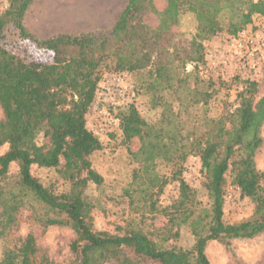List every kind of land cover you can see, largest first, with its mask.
Segmentation results:
<instances>
[{
  "label": "trees",
  "instance_id": "trees-1",
  "mask_svg": "<svg viewBox=\"0 0 264 264\" xmlns=\"http://www.w3.org/2000/svg\"><path fill=\"white\" fill-rule=\"evenodd\" d=\"M5 1L0 14V148L6 146L0 154V264H54L40 254L33 234L10 241L23 212L43 230L72 231L67 264H210L208 242L228 250L232 240L264 234V171L254 164L263 145L264 69L259 83L241 81L235 108L218 118L194 120L190 114L214 95V82L199 76L204 43L220 34L235 38L264 16V0H164L170 9L153 31L146 21L156 0H127L108 31L43 41L23 25L35 0ZM185 14L192 15L195 28L182 41L170 27ZM9 25L21 39L51 54V62H25L8 52L1 40ZM103 72L139 76V89L161 107L154 124L144 121L133 104L120 114L122 145L137 140L139 146L130 153L137 167L119 197L131 213L113 232L94 228L98 202L87 194L89 186L103 184L90 160L102 144L85 120ZM191 156L200 161L206 205L183 179ZM160 165L170 168L168 177L157 173ZM33 166L55 170L66 189L43 185L30 173ZM228 181L253 207L236 223L223 217ZM174 182L177 196L163 206L164 190ZM157 215L165 220L161 227L154 226ZM183 227L192 234L190 248L177 246Z\"/></svg>",
  "mask_w": 264,
  "mask_h": 264
},
{
  "label": "rangeland",
  "instance_id": "rangeland-1",
  "mask_svg": "<svg viewBox=\"0 0 264 264\" xmlns=\"http://www.w3.org/2000/svg\"><path fill=\"white\" fill-rule=\"evenodd\" d=\"M72 1L35 0L23 18L25 29L39 41L56 35H76L85 31L103 32L104 29L100 28L102 25L94 24V21L95 17L98 18L104 12L94 13L92 7H90L96 0H79L77 2L80 7L84 6L82 11H79V16L83 19L80 21L79 26L73 27L70 22L67 24L60 22L65 18L62 13H65L67 9V7L64 9L61 6ZM111 2L113 3L109 5L115 3L119 5L117 7L118 11L122 10L127 4V0H111ZM6 7V1L0 0V14ZM48 8L51 10L48 11ZM154 8V12L148 16L146 21L150 31L158 27L161 14L170 9L169 4L164 0H156ZM68 20H70V17H68ZM194 28V18L190 14H185L179 16L177 24L172 25L170 31L179 35L177 39L186 41L194 35ZM230 38L226 34H220L212 38L204 43L205 51L208 54L219 55ZM1 42L8 52L25 62H51V54L37 49L33 42L21 39L11 25L4 29ZM186 70L190 71L191 67L187 66ZM262 73L263 71L251 79H245V76L237 72L230 71L226 75H220L214 70H208L206 66L201 68L199 76L204 80H211L215 84L214 95L205 108L195 106L190 109L192 118L195 120L202 118L204 115L209 118H218L225 110L235 108L237 95L241 91V81L250 80L259 83ZM140 82V77L134 74L103 72L92 106L85 116L86 128L98 137L102 144V149L95 152L90 160L93 169L103 178V184L99 189L91 185L87 191V194L98 202V208L92 214L93 225L96 230L113 232L116 226L121 225L131 213L125 201L119 197L131 179L132 170L137 167V164L131 159L130 153L137 150L139 142L132 140L127 147L122 145L121 112L127 105L133 104L139 115L149 124L158 121L161 114V107L157 102L151 101L149 95H145L139 89ZM1 118L2 111L0 109ZM260 136L263 145L254 157V164L258 171H264V123L261 127ZM37 142L39 144L43 142L41 136L38 137ZM5 151L6 146L0 148V154ZM15 171L16 167L11 165L9 172L14 173ZM169 172L170 168L165 165H160L157 168V173L161 176L168 177ZM30 173L43 185L52 183L60 191L66 189V184L59 180L56 171L53 169H42L33 166ZM183 179L195 190L198 200L206 205L208 199L206 191L202 187L198 157L191 156L188 158L184 164ZM229 182L225 190L223 217L227 223H236L247 219L251 215L253 207L250 201L247 198H242L239 190ZM177 192V183L168 184L161 197V204L163 206L170 204L176 198ZM27 214V212L22 213L19 226L9 238L10 241L31 233L36 239V245L41 255L46 256L54 264H67L71 259L70 243L74 238L72 231L65 227H50L43 230L37 224L28 220ZM164 223L163 216L157 215L154 226L161 227ZM191 235L189 230L183 227L180 231L177 246L190 248L193 244ZM3 246L4 243L0 242V258ZM205 255L210 264H264V234L250 240H232L228 250L215 241L208 242L205 247Z\"/></svg>",
  "mask_w": 264,
  "mask_h": 264
},
{
  "label": "built area",
  "instance_id": "built-area-1",
  "mask_svg": "<svg viewBox=\"0 0 264 264\" xmlns=\"http://www.w3.org/2000/svg\"><path fill=\"white\" fill-rule=\"evenodd\" d=\"M205 66L220 75L237 72L251 79L264 69V16L256 17L235 38L226 42L219 55L205 51Z\"/></svg>",
  "mask_w": 264,
  "mask_h": 264
},
{
  "label": "crops",
  "instance_id": "crops-1",
  "mask_svg": "<svg viewBox=\"0 0 264 264\" xmlns=\"http://www.w3.org/2000/svg\"><path fill=\"white\" fill-rule=\"evenodd\" d=\"M79 0H73L71 3H65L61 6V8L66 9L65 13H62L65 18L63 20H61L60 22H62L63 24H67L70 22L71 26L75 27V26H79L80 21H82L83 19L81 18V16H79V11H82V8H84V6H81L77 3ZM94 4H92L90 7H92V11H94V13L102 11L104 12V14H102L101 16H99L98 18L95 17V21L94 24H100L102 25V30L103 32H105L106 30H110L112 28V26L114 25V23L116 22L118 16L120 15V13L123 11L122 10L118 11V6L116 3L113 5H109L110 3L112 4L113 2H111V0H96L93 2ZM31 5V4H30ZM83 5V4H81ZM60 7V6H59ZM88 7V5H87ZM91 9V8H90ZM48 11H50L51 9L48 8ZM68 17H70V20H68ZM100 18V19H99ZM59 22V23H60ZM65 22V23H64ZM62 27V26H59ZM250 27V25L247 27V29ZM107 28V29H105ZM99 31L96 32H90V31H85L84 33H97ZM78 34H83V33H78ZM58 36V35H56ZM55 37V36H54ZM52 38V37H50ZM48 38V39H50ZM47 40V39H46Z\"/></svg>",
  "mask_w": 264,
  "mask_h": 264
}]
</instances>
